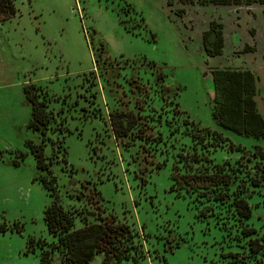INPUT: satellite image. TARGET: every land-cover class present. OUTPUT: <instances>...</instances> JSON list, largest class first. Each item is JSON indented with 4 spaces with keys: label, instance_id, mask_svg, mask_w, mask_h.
I'll list each match as a JSON object with an SVG mask.
<instances>
[{
    "label": "rangeland",
    "instance_id": "1",
    "mask_svg": "<svg viewBox=\"0 0 264 264\" xmlns=\"http://www.w3.org/2000/svg\"><path fill=\"white\" fill-rule=\"evenodd\" d=\"M14 2L15 15L0 22V264H39L40 241L54 239L43 220L51 197L41 179L54 186L75 227L110 216L129 225L130 257L117 264H264V254L248 256V237L240 234L227 204L178 190L171 178L174 164L182 172L224 160H238V177L261 174L264 138L222 127L212 117L211 70H251L264 119V6ZM211 20L222 24L223 36L221 52L212 56L202 42ZM160 72L163 78L156 80ZM133 78L140 86L129 83ZM30 81L41 85L47 100L44 170L30 147L42 142L28 126L23 86ZM121 108L137 109L161 139L117 145L107 127L109 112ZM219 142L223 148L210 146ZM254 145L257 154L247 161ZM152 157L159 166L142 175L139 162ZM85 181L99 191L101 212L86 202ZM247 201L252 212L246 223L261 234L264 183ZM229 252H238V260ZM102 258L96 253L90 264ZM52 264H61L57 253Z\"/></svg>",
    "mask_w": 264,
    "mask_h": 264
},
{
    "label": "trees",
    "instance_id": "2",
    "mask_svg": "<svg viewBox=\"0 0 264 264\" xmlns=\"http://www.w3.org/2000/svg\"><path fill=\"white\" fill-rule=\"evenodd\" d=\"M15 0H0V22L13 17L16 13ZM181 3H192L195 0H178ZM200 4L217 5H250L264 6V0H198ZM264 12V10H263ZM222 24L215 20L209 22L208 28L203 32V48L208 55H217L223 45ZM214 87L212 117L222 127L238 133L264 138V119L258 112L255 101L256 79L249 69L214 67L211 70ZM163 73L156 75V80H161ZM140 86L137 78L130 80V84ZM134 88V89H133ZM41 85L30 81L23 86V93L31 110L28 126L42 135V142L30 144L37 168L47 169L48 163L43 156V135L48 123L45 111L47 100L41 94ZM132 93L139 91L130 85ZM122 95H125L123 92ZM177 96V94H176ZM133 97V96H132ZM124 104L123 100H119ZM134 107L141 108L140 104L133 103ZM108 130L116 144L122 147L132 145L135 140L152 143L161 139V134L154 132V126L141 115L137 109L123 108L109 112ZM224 142L211 144V147L223 148ZM247 149V148H245ZM258 146L254 145L251 152L246 153L245 159L249 161L257 154ZM239 151V149H238ZM245 154V152H242ZM241 153V154H242ZM153 156V155H151ZM263 164L259 168L261 174H247L238 177V160L234 162L215 161L201 164L194 169L179 171L178 165L172 166L171 178L176 189L217 203H225L231 209L233 216L240 224V234L248 237V256L256 258L264 254V232L257 234L256 227L246 221L251 216V205L247 196L254 188L264 183V148L259 154ZM195 156L191 160L197 161ZM237 163V165H235ZM139 172L142 175L149 172L152 166H159L158 161L152 157L150 160L139 162ZM44 187L49 191L50 202L44 209L43 220L47 231L54 237L52 241L41 240L39 243V264H52L55 253L60 257L61 264H90L96 253H102L101 264H117L130 257L131 239L133 233L129 225L118 221L114 216L102 218L100 222L85 223L80 227L74 226L72 213L65 208L54 193V186H48L41 179ZM85 200L98 212L102 211L99 191L91 186L88 181L82 182ZM206 215V212L202 213ZM233 261H237L238 252H229Z\"/></svg>",
    "mask_w": 264,
    "mask_h": 264
}]
</instances>
